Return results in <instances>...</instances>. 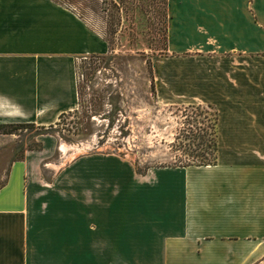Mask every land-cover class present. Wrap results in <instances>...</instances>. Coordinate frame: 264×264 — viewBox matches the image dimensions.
Returning a JSON list of instances; mask_svg holds the SVG:
<instances>
[{"label": "crops", "instance_id": "0c3cea01", "mask_svg": "<svg viewBox=\"0 0 264 264\" xmlns=\"http://www.w3.org/2000/svg\"><path fill=\"white\" fill-rule=\"evenodd\" d=\"M162 100L216 114L212 165L43 173L0 186V264H264V0H167ZM102 36L53 0H0V125L49 127L79 105Z\"/></svg>", "mask_w": 264, "mask_h": 264}, {"label": "rangeland", "instance_id": "374dc122", "mask_svg": "<svg viewBox=\"0 0 264 264\" xmlns=\"http://www.w3.org/2000/svg\"><path fill=\"white\" fill-rule=\"evenodd\" d=\"M53 1L82 17L102 36L108 52L76 62L75 112L49 127L14 125L0 131V186L10 163L27 151H44L41 172L49 174H145L192 161L191 139L210 134L216 114L207 106L162 100L156 86L151 89L152 68L166 57L165 0H122V14L112 0Z\"/></svg>", "mask_w": 264, "mask_h": 264}, {"label": "trees", "instance_id": "16d2710c", "mask_svg": "<svg viewBox=\"0 0 264 264\" xmlns=\"http://www.w3.org/2000/svg\"><path fill=\"white\" fill-rule=\"evenodd\" d=\"M69 3H72L71 1L73 0H68ZM116 1H110V4L114 7V9H117L118 14L126 13L125 11V2L120 0V3H114ZM167 3V0H165V4ZM113 16V14H112ZM111 16V17H112ZM82 19V17H81ZM113 20V19H112ZM92 58H99L100 56H90ZM87 58V57H85ZM82 58V59H85ZM153 70V68H152ZM78 87H79V82H78ZM151 89L152 91L155 92V84H154V78L152 77V84H151ZM66 116V115H64ZM62 116V117H64ZM61 117V118H62ZM216 122L217 119H215V124L214 127L211 128V133L208 134L206 133L204 136H194L195 138L191 139L192 144L189 145V148H191V152H189V156L193 158L192 161H190L188 164L180 166V167H186V166H192V165H200V166H206V165H212L216 162V157H217V131H216ZM16 125L19 128H28V127H33L35 126L34 124H9V125H0V131L2 129L11 127ZM3 135H9L12 134L10 131H4L2 133ZM205 136H208L209 138H205ZM198 142V143H197ZM182 148V144L180 145ZM187 146H185L186 148ZM195 148L194 150H192ZM190 150V149H189ZM214 156V163H210L209 161L213 158Z\"/></svg>", "mask_w": 264, "mask_h": 264}, {"label": "bare ground", "instance_id": "6f19581e", "mask_svg": "<svg viewBox=\"0 0 264 264\" xmlns=\"http://www.w3.org/2000/svg\"><path fill=\"white\" fill-rule=\"evenodd\" d=\"M69 150H70V148H69ZM62 151H63L64 153H67V152H68V147H66V146H62Z\"/></svg>", "mask_w": 264, "mask_h": 264}]
</instances>
